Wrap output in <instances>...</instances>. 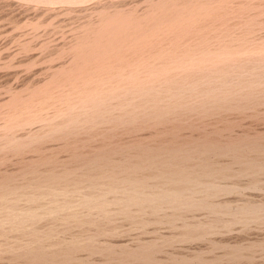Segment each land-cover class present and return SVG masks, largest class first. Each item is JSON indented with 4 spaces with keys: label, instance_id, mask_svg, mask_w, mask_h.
<instances>
[{
    "label": "bare ground",
    "instance_id": "obj_1",
    "mask_svg": "<svg viewBox=\"0 0 264 264\" xmlns=\"http://www.w3.org/2000/svg\"><path fill=\"white\" fill-rule=\"evenodd\" d=\"M0 264H264V0H0Z\"/></svg>",
    "mask_w": 264,
    "mask_h": 264
}]
</instances>
